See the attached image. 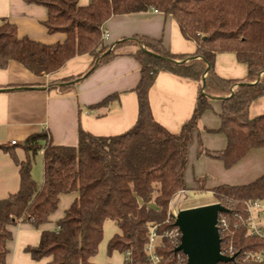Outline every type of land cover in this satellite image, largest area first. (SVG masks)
<instances>
[{
    "label": "trees",
    "instance_id": "trees-1",
    "mask_svg": "<svg viewBox=\"0 0 264 264\" xmlns=\"http://www.w3.org/2000/svg\"><path fill=\"white\" fill-rule=\"evenodd\" d=\"M45 6L44 23L49 34L64 33L63 43L43 44L20 38L17 26L0 20V69L15 61L38 77L56 73L71 59L90 55L95 66L88 72L66 78L52 87L59 94L70 92L96 67L121 55L133 57L141 66L135 89L139 115L136 124L116 136H95L79 126L78 145H55L50 134L31 135L22 145L26 159L15 150L0 149L11 156L19 168L18 192L0 200V264H7L11 227L30 224L39 229L58 211L61 196L77 197L56 224L55 230L41 234L38 246L25 252L33 260L51 258L50 264H95L104 238L106 221L116 223L120 234L108 243L107 253L125 255V264H152L146 252L152 229L157 235L155 254L158 264H186V256L170 237L176 228L171 204L187 190L185 172L188 150L199 130L203 114L211 109L213 98H224L221 126L211 131L224 134L227 147L207 153L231 169L251 151L264 149V114L251 118L252 103L264 97V3L256 0H33ZM156 10L171 16L183 37L197 45L194 54H173L162 40L134 36L115 44L103 39L105 23L121 15ZM133 47V51H127ZM234 53L246 64L243 80H229L215 71L217 54ZM167 72L200 84L192 117L179 134L158 123L150 105V90L158 75ZM203 85H205L203 89ZM118 96L106 98L91 108L108 106ZM42 153L44 182L39 189L32 175L33 160ZM214 203L230 210L228 238L233 240L237 262L246 255L264 252V239L248 235L244 222L247 203L264 199V175L251 184H222L212 190ZM197 207V206H195ZM186 209V208H185ZM227 241L222 234L221 246ZM222 264V263H220ZM247 264V263H244Z\"/></svg>",
    "mask_w": 264,
    "mask_h": 264
},
{
    "label": "crops",
    "instance_id": "crops-1",
    "mask_svg": "<svg viewBox=\"0 0 264 264\" xmlns=\"http://www.w3.org/2000/svg\"><path fill=\"white\" fill-rule=\"evenodd\" d=\"M32 1L0 0V20L16 25L20 38L28 37L47 45L63 43L66 34H49L44 25L48 19L47 8ZM90 1L79 0V6L85 7ZM256 1L264 3V0ZM104 31L109 34L104 42L111 47L124 39L145 36L162 40L165 48L173 54H194L197 50L196 43L183 37L171 16L154 10L115 16L105 23ZM133 50V47L127 49ZM93 66L94 58L82 55L71 59L56 73L42 77L15 61H11L6 69H0V146L15 150L18 159L23 161L26 153L22 145L31 135L42 131L50 134L55 145L77 146L79 126L95 136L106 137L130 130L138 120L139 104L135 89L141 78V66L133 57L121 55L96 67L68 93L59 94L52 88L56 82L84 74ZM215 71L229 80H243L248 75L247 65L239 63L236 55L230 52L217 54ZM200 91L198 82L161 72L149 96L155 120L169 132L179 134L193 115ZM114 95L118 97L108 106L91 108ZM210 104L211 109L203 114L200 128L194 131V139L189 146L185 172L187 190L183 194L193 190L208 191L213 195L212 190L219 185H248L264 175V149L251 151L231 169H226L223 162L207 154L221 152L227 147L224 134L211 132L221 126L222 98H213ZM249 114L251 118L264 114V97L252 103ZM14 141L16 145L11 144ZM32 175L37 187L38 183L43 185L38 172L32 169ZM19 188V168L11 156L0 149V200L18 192ZM180 194L178 197L183 195ZM76 197V194L61 196L63 211L59 213L58 209L51 221L39 229L25 223L11 227L13 240L8 243L7 264H50L51 258L33 260L25 249L38 246L43 231L57 228L56 222ZM171 210H177L173 203ZM120 233L116 223L106 221L104 239L98 255L92 259L93 263L125 264V255L115 252L108 256L107 253L109 241Z\"/></svg>",
    "mask_w": 264,
    "mask_h": 264
},
{
    "label": "water",
    "instance_id": "water-1",
    "mask_svg": "<svg viewBox=\"0 0 264 264\" xmlns=\"http://www.w3.org/2000/svg\"><path fill=\"white\" fill-rule=\"evenodd\" d=\"M228 212L230 210L220 203L178 211L175 226L181 233V242L176 251L186 256V264H219L235 260L236 255L226 257L221 254L222 238L218 219L220 214Z\"/></svg>",
    "mask_w": 264,
    "mask_h": 264
},
{
    "label": "built area",
    "instance_id": "built-area-1",
    "mask_svg": "<svg viewBox=\"0 0 264 264\" xmlns=\"http://www.w3.org/2000/svg\"><path fill=\"white\" fill-rule=\"evenodd\" d=\"M155 12H158L154 10ZM109 38V34L107 32H103V39L106 40ZM114 47V46H113ZM111 47V49H113ZM12 145H16V142H12ZM247 219L246 222H244V226L248 230V235L251 236H257L261 237L264 239V199L263 200H257V201H252L250 203H247ZM172 215L174 219L177 216V210H172ZM218 227L220 231V235L222 238V234L225 236L227 235V241H225L224 246H221V254L226 256V257H232L236 255V258L233 262L229 263H222V264H239L237 262L238 260V254L235 253L234 251V246H233V240H229L228 238V228H229V221L228 219L222 214L219 215L218 219ZM170 237L175 239V241L178 243V240L181 242V233L179 229L176 227L170 232ZM156 241H157V235L152 229V234L150 237V241L148 245L146 246V252L149 255L150 261L152 264H158L159 263V257L155 254V246H156ZM179 246V245H178ZM186 263H187V258H186ZM247 263V264H264V252H254L251 254H248L245 256V258L242 261V264ZM220 264V263H219Z\"/></svg>",
    "mask_w": 264,
    "mask_h": 264
},
{
    "label": "rangeland",
    "instance_id": "rangeland-1",
    "mask_svg": "<svg viewBox=\"0 0 264 264\" xmlns=\"http://www.w3.org/2000/svg\"><path fill=\"white\" fill-rule=\"evenodd\" d=\"M43 168L44 167L42 165V156L39 153L36 155V157L33 160V170L35 171V173L38 172V174L42 176V179L44 182ZM38 185H39L38 188L40 189L42 185L40 183H38ZM181 193L183 194V192ZM214 201L215 199L213 195L208 191L196 192V191L190 190L188 191V193L183 194L182 196L176 198L173 201V204L175 205V208L177 209V213H178V211L181 209L212 204ZM63 208H64V205L63 204L60 205L59 213L63 211Z\"/></svg>",
    "mask_w": 264,
    "mask_h": 264
}]
</instances>
